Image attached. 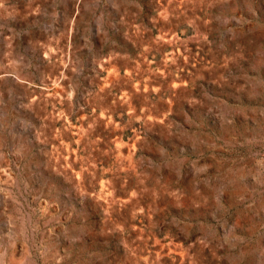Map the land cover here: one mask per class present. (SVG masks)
I'll use <instances>...</instances> for the list:
<instances>
[{"label":"rangeland","instance_id":"obj_1","mask_svg":"<svg viewBox=\"0 0 264 264\" xmlns=\"http://www.w3.org/2000/svg\"><path fill=\"white\" fill-rule=\"evenodd\" d=\"M0 264H264V0H0Z\"/></svg>","mask_w":264,"mask_h":264}]
</instances>
